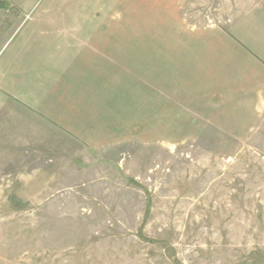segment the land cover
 Here are the masks:
<instances>
[{
  "label": "rangeland",
  "instance_id": "1",
  "mask_svg": "<svg viewBox=\"0 0 264 264\" xmlns=\"http://www.w3.org/2000/svg\"><path fill=\"white\" fill-rule=\"evenodd\" d=\"M201 2L243 36L264 12ZM40 3L0 0V48ZM156 65L157 107L109 148L34 141L0 105V264H264V85L250 109H190L185 61Z\"/></svg>",
  "mask_w": 264,
  "mask_h": 264
},
{
  "label": "crops",
  "instance_id": "2",
  "mask_svg": "<svg viewBox=\"0 0 264 264\" xmlns=\"http://www.w3.org/2000/svg\"><path fill=\"white\" fill-rule=\"evenodd\" d=\"M201 1L41 0L31 21L22 20L0 48L5 120H24L31 128L22 133L34 141L109 148L138 135L133 127L157 107L158 60L185 61L190 109L253 108L249 96L264 85V12L241 21L243 36L237 21L234 27L207 20L196 8ZM22 3L26 14L30 5Z\"/></svg>",
  "mask_w": 264,
  "mask_h": 264
}]
</instances>
